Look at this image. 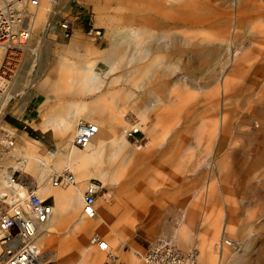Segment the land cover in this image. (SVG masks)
Wrapping results in <instances>:
<instances>
[{
  "label": "rangeland",
  "instance_id": "374dc122",
  "mask_svg": "<svg viewBox=\"0 0 264 264\" xmlns=\"http://www.w3.org/2000/svg\"><path fill=\"white\" fill-rule=\"evenodd\" d=\"M159 1L174 8L184 3V0ZM189 2L195 6L190 7L192 13L202 23L185 26L180 21L160 27L158 20L155 26L144 25L147 1L51 0V9L44 11L42 18H37L38 8L34 11L26 45L8 52L7 60L0 61V71L9 83L6 95L0 98V141L11 138L14 143L2 155L0 164L13 156L12 160L17 162L12 167L21 169L22 156L26 154L42 157L48 152H60L59 157L47 162L46 170L44 167L38 170L43 174L41 183L48 180V172L62 171L55 163L67 153L76 125L62 139L53 131L42 136L39 130L30 135V106L24 111L30 90L40 94L37 105L42 94L45 100L63 105L74 98L70 94L55 96L49 87L51 83L76 77L81 67L95 64L104 88L83 94L82 100L91 103L100 96L116 94L123 101L131 90L134 95L127 103L134 113L156 97L161 100L157 109L145 112L144 121L152 131L140 130L141 133L135 129L127 137L128 148L143 159L140 164H129L128 173L144 171V179H140L143 188L133 190L127 200L143 218L124 216L121 210L110 224L102 222L101 192L95 199L98 215L85 219L97 224L96 229L87 232L86 243L92 233L98 232L109 244L108 253L116 259L110 261L108 253L92 247L90 250L102 254L99 264H141L135 253L146 250L159 236L173 239L182 251L197 249L200 264H207L201 260L200 244L203 240L212 242L213 249L223 226L228 227L224 235L237 241L241 250L237 254L224 250L227 260L221 264H237L240 258L243 264H264V0ZM154 17L163 20V15ZM65 19L73 23L70 39L62 35L60 23ZM91 27L101 31L99 38L86 35ZM160 29L187 35L192 47L184 48L178 42V51L159 53L152 45L144 56V50L137 49L132 40H143L145 33H157ZM135 31L131 41L125 38ZM142 45L146 46L143 42ZM109 52L118 62L112 72L104 61ZM162 54L166 55L164 59L156 61ZM19 134H22L20 138ZM30 139L39 142L35 143V153L25 150ZM104 159L102 156L99 171L106 166ZM21 170L22 174L13 175L34 177ZM90 179L100 182V176L76 178L82 193ZM48 200L53 204L52 198ZM114 203L112 198L109 204ZM72 204L67 200L60 208L65 224L71 221ZM189 210L194 211L192 219H188L190 242L183 246L176 230L184 224ZM58 234L68 238L71 232L60 229ZM213 252L218 258L215 248ZM43 260L46 264H58L54 259Z\"/></svg>",
  "mask_w": 264,
  "mask_h": 264
},
{
  "label": "bare ground",
  "instance_id": "6f19581e",
  "mask_svg": "<svg viewBox=\"0 0 264 264\" xmlns=\"http://www.w3.org/2000/svg\"><path fill=\"white\" fill-rule=\"evenodd\" d=\"M145 1H147V4L144 8L146 14H144L143 16V19L146 22L144 23L145 26L146 24L148 26H155L157 24V20L161 24L160 27L164 25L166 26L168 24H175L176 22L180 21L181 23H184L185 26H197L202 23L200 17H197L196 14L192 13L193 9L191 10L190 7L194 6V4L192 5L191 2L188 3V0H184V3L179 5L177 8H174L172 6L166 7L159 0H157L156 3V0H141V2ZM50 2L51 0H41L40 4V0H38L40 6L38 4L37 7L27 8V17L25 18V24L22 25L24 29L29 31V36L26 40V43L30 39L31 23L33 22L34 18V11L38 8V13H36L38 14L37 18H42L44 11L51 9ZM199 4H197V9H199L200 7ZM149 13H153L154 16H156L157 14L163 15V20L161 21L160 19L149 15ZM70 23L72 24L73 32V23ZM171 30L172 29H167L164 31L163 29H160L157 33L147 32L145 33V37L143 40H132V42H134V45L137 49L144 50V56L147 54L150 46L152 45H154L155 51L159 53L168 52V50L172 49H175V52L176 50L178 51V42H180L184 48L192 47L190 38L187 35L181 33L179 34ZM135 34L136 31L134 33L132 32L131 34H127L125 38L131 41V39L134 38ZM71 36L69 37V39L71 38ZM142 42L145 43L146 46H143ZM25 45L26 44L15 47L14 50L16 51ZM113 47L116 48L115 43L113 44ZM8 52H11L10 48L8 49L7 47H0V61L2 60V63L7 60ZM217 52L219 53V51ZM202 54L204 55L205 53L203 52ZM113 55L114 54L112 52H109L106 56H104V61L108 64L110 72L113 71L114 67L118 63ZM165 56L166 55L162 54L161 56L155 58V60L157 61L161 58L164 59ZM132 75L133 74H130V76ZM49 87L51 91L55 93V96L70 94L72 95L74 100L66 102L63 105L54 103L51 106V113L40 123L39 127L42 130H45L47 128H53L54 130H57V132L62 136L68 133L70 135L74 126L79 121L90 123L96 128L95 136L84 148H77L73 146L72 141L75 134L74 128L73 137L68 143L69 149L67 153L65 155H62V158L60 157V160L55 163L58 168H62V171L60 173L72 174L71 172H73L72 175L74 176V178L76 176V178L80 180L87 179L91 176H100V182H98L99 184L101 183L100 193L102 192L101 199L104 203L103 211L99 215V218L100 220H102V222L110 224L111 221H113V217L121 210H123L124 216L130 217L133 215L138 219H142L143 214L140 211H134V209L129 206V202L127 199L128 194L131 193L133 190H137L139 188L141 190L143 182H140V179H144V171L134 170V173H128L127 168H129V164H132V166H134L142 163L143 159L141 158L138 152L128 148L130 143L127 140V136L131 135L132 133L130 134V131L135 129L146 132L152 131L149 129V126L144 121L145 112L148 109H157L158 106L161 104V100L156 97L155 100L150 101L148 103L146 102L147 104L144 106V108L142 107L143 109L139 110V112L136 113L132 112L133 108L131 107V104L127 103L128 99L134 95L131 90H128V97L127 99L124 98L123 101H121L122 97L116 94L100 96L91 103L82 100L81 97L83 94L94 93L104 88V82L100 79V74L96 71L95 64H91L86 68L81 67L76 77H66L65 80H59L51 83ZM221 124L222 123L220 122V133L222 130ZM0 144L3 147L0 149L1 158L4 153L9 152L7 151V149H11L14 143L11 138H5L4 140L0 141ZM76 148L84 150L80 152L76 151ZM25 150L30 152V144L25 146ZM57 155L58 153H48L46 156L42 157H38L35 155L30 156L27 154L22 156L23 163L20 164L21 169H25L26 172H28L29 174L30 171L34 172V177H20L19 182H12L11 179L12 175L15 173L22 174L21 169L13 167L14 170L11 169L10 172H7L6 168L0 169V199L5 198V200L1 204V210L5 211L11 206L16 205L18 202L26 198L28 192L27 189H25L24 185L30 186L32 192H34L40 199H42L41 197L48 196L51 191L55 193L63 192L58 189L50 190V187H70L71 189L64 190V192H66L67 200L73 202L69 212L71 221H68L65 224L63 223L62 215L51 214V216L46 222L38 225L36 241L41 247V254L43 255V259H54L58 262V264H99L102 254L99 255L96 252L90 250L92 247L95 246H92L91 243L87 244L85 240L87 232L91 229H96L97 224L94 222H87L85 220L87 218L82 215V212L81 214L78 213L80 208V204L78 202L79 197L82 196L83 198L82 189H80V187L77 185L79 182H76L75 178V184L73 185L55 187L51 184V177L57 172H48V180H46L45 183H41L43 182V174L42 172L41 174H39L38 170H43L42 167L47 165V162L52 160L54 157L56 158ZM102 156H105V158L107 159L106 166L103 170L99 171L98 166L101 164L100 161ZM0 168L2 167L0 166ZM132 168L134 167H131V169ZM88 182L85 184V187ZM38 186L40 188H38ZM8 190L11 192H8ZM137 194H139V192ZM112 198L114 199L115 203L111 205L109 203ZM139 207L141 208V205ZM192 212L194 211L189 210L185 213L184 224L182 226H179V228L176 230V235H178L179 241L183 246L190 242V222L188 221V219H192ZM96 215H98L97 211ZM185 221H188V223H186ZM223 227L224 228L221 231V235L226 234V232L228 231V227ZM60 229L70 230L71 234L68 238H62L58 234ZM226 238L230 239L225 235L219 237L220 240L225 239V241H227ZM115 240H117V238ZM213 247L216 248L215 243ZM214 248L212 249V242H206V240H203V242L200 244V257L202 258L201 260H204L205 262H207V264H221L223 262L222 255H218V258H216L213 254ZM195 250L197 252L198 263L200 264L199 252L197 249ZM224 250L232 252L227 248H225ZM108 257L111 260L114 259V256L112 254H110ZM114 261H116V259ZM237 264H243L242 258L238 259Z\"/></svg>",
  "mask_w": 264,
  "mask_h": 264
},
{
  "label": "built area",
  "instance_id": "2783aa9c",
  "mask_svg": "<svg viewBox=\"0 0 264 264\" xmlns=\"http://www.w3.org/2000/svg\"><path fill=\"white\" fill-rule=\"evenodd\" d=\"M38 0H0V47L14 48L26 43L29 31L24 29L27 8L37 7ZM62 35L68 39L71 36L72 24L65 19L60 23ZM87 36L97 39L101 31L89 28ZM9 88L8 81L0 71V98L4 97ZM96 134V128L87 122L79 121L75 126L72 141L74 147L84 148ZM136 134V133H133ZM132 135V134H131ZM129 135V136H131ZM19 176L12 175V182H19ZM53 186L75 184V178L70 173H55L51 177ZM27 196L16 205L5 211L0 203V264H46L41 254V247L36 241L38 225L46 222L52 214V203L47 199H40L30 186L24 185ZM100 193L98 181L90 180L86 185L82 198V215L87 219L96 216L95 199ZM218 240L215 249L218 255H223L224 249L237 254L241 246L231 239ZM89 243L99 251L108 253L106 240L98 233L91 234ZM110 255V253H108ZM141 264H199L195 248L182 251L176 247L173 239L165 236L157 237L143 252H137ZM113 261L115 260L112 259ZM111 261V259H110ZM104 264H109L104 263ZM225 264H231L225 263Z\"/></svg>",
  "mask_w": 264,
  "mask_h": 264
},
{
  "label": "crops",
  "instance_id": "0c3cea01",
  "mask_svg": "<svg viewBox=\"0 0 264 264\" xmlns=\"http://www.w3.org/2000/svg\"><path fill=\"white\" fill-rule=\"evenodd\" d=\"M36 92H38V93H41L42 94V91L41 90H38V91H36ZM39 95L40 94H33L32 92H31V90H30V100L27 102V106L25 107V109H24V111L25 110H27V108L30 106V127H29V130H30V135H33V134H35V132H37V131H39V132H41V134H42V136L43 135H45V134H47L48 132H51V131H53L56 135H58V137H60V139H62V135H60L58 132H57V130H54L53 128H47V129H45V130H42L39 126H40V123H41V121L42 120H44L45 118H47V116H48V114H49V112H50V106L53 104L52 102H49V101H47V100H45V97L43 96V94H42V97H41V101H40V104L38 103V105H37V102H38V97H39ZM50 99V98H49ZM43 107V110H40L39 109V111H38V109H36V107ZM36 110L38 111V115L36 116ZM136 132H141L140 130H135ZM142 133V132H141ZM130 134H131V132H130ZM21 135L22 134H19L18 135V138H20L21 137ZM25 135V134H24ZM69 135V133L68 134H66V135H64L63 136V138L64 137H66V136H68ZM26 136V135H25ZM35 138H37V136H34ZM128 137V136H127ZM35 143H37V144H39V142L38 141H36V140H33V139H30V153H35V148H36V146H35ZM48 153H50V152H48ZM47 153V154H48ZM55 153H58V157H59V153L60 152H55ZM30 156H34V155H30ZM46 156V155H45ZM56 156V157H57ZM15 157H13V156H10V158H7L6 160H4L1 164H0V166L2 167V168H0V169H3V168H6L7 169V172H10V170L11 169H13L14 170V168L12 167V164L14 163V162H17V159H15V160H12V159H14ZM3 159V158H2ZM104 160H107V159H104ZM44 167V170H46L45 169V167H46V165L45 166H43ZM30 174H32V175H34V172H31L30 171ZM28 176V175H27ZM30 177H32V176H30ZM33 178V177H32ZM50 186V185H49ZM50 190H56V188H51L50 187ZM8 192H11V191H9L8 190ZM52 195V196H51ZM0 197H1V195H0ZM45 198H52V201H53V209H52V215L53 214H56V215H59L60 214V208L61 207H64L65 205H66V202H67V198H66V192H58V193H55V192H53V191H51L49 194H48V196H45ZM5 200V198H1L0 199V203L2 204V202ZM81 200V199H80ZM220 236H224V235H220ZM222 258H223V260H227L226 259V254L223 252V255H222Z\"/></svg>",
  "mask_w": 264,
  "mask_h": 264
}]
</instances>
